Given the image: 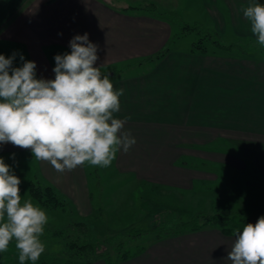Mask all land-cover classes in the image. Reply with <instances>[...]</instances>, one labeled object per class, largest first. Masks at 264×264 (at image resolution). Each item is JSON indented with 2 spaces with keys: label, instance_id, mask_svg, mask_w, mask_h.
<instances>
[{
  "label": "crops",
  "instance_id": "crops-1",
  "mask_svg": "<svg viewBox=\"0 0 264 264\" xmlns=\"http://www.w3.org/2000/svg\"><path fill=\"white\" fill-rule=\"evenodd\" d=\"M251 2L225 0L226 36L231 33L237 40L235 35L247 33L256 40L242 11ZM146 5H154V13L141 10ZM198 5L210 16H223L207 0H144L119 8L109 0H0V54H15L14 67L22 66V55L36 63L37 78L54 79L53 58L70 53L73 37L87 33L98 45L96 66L115 89L124 90L114 115L126 121L124 131L136 139L103 172L133 190H145L138 205L148 210L140 219L150 209L172 208L182 222L203 208L257 221L264 216V56L246 58L236 52L224 57L209 49L202 54L192 52L195 43L190 50L173 49L183 36L175 40L169 19ZM167 46L169 52L155 59ZM4 156L31 160L34 175L70 203L78 220L85 222L104 207L106 195H96L98 166L86 163L58 173L30 150L10 143L0 145ZM216 156L225 164H217ZM209 186L218 194L204 190ZM234 240V234L206 228L153 240L142 254L119 264H231L227 256Z\"/></svg>",
  "mask_w": 264,
  "mask_h": 264
},
{
  "label": "clouds",
  "instance_id": "clouds-1",
  "mask_svg": "<svg viewBox=\"0 0 264 264\" xmlns=\"http://www.w3.org/2000/svg\"><path fill=\"white\" fill-rule=\"evenodd\" d=\"M256 43L264 47V5L258 0L242 9ZM71 51L56 55L54 79L37 78V65L0 54V145L30 150L33 158L64 173L79 166L110 167L119 151L136 144L126 121L116 118L123 89L96 66L98 45L88 34L69 42ZM14 155V154H13ZM20 178L0 157V253L15 240L19 264H35L45 251L41 237L46 211L29 199L22 203ZM231 264H264V216L234 232Z\"/></svg>",
  "mask_w": 264,
  "mask_h": 264
},
{
  "label": "trees",
  "instance_id": "trees-1",
  "mask_svg": "<svg viewBox=\"0 0 264 264\" xmlns=\"http://www.w3.org/2000/svg\"><path fill=\"white\" fill-rule=\"evenodd\" d=\"M141 10L151 14L154 13L155 7L154 5H146ZM177 17H179L177 14L172 15L171 19L175 18L177 22ZM190 33L199 35V41L195 43L192 52L206 54L208 47L205 43H210L214 47L227 49L229 52L240 50L247 53L259 49L264 56V47L259 46L256 40L249 39L245 43L244 39L241 38L236 44L225 45L222 43V36L218 31L210 30L198 23L181 25L180 31L175 35L180 37ZM169 49L167 46L156 55L155 59L165 56ZM28 195L33 202L46 210L62 209L65 211L66 208H70V203L54 187L44 184L39 179L31 180L28 183ZM252 222L256 223V221H251L237 214L198 213L190 219L178 223L175 221L174 215L171 216L166 213L163 219L158 222L157 227L154 228V232L158 234L157 239L196 232L206 228H216L223 234L233 235L237 229L242 231L245 224ZM145 234L146 232L143 230L130 229L122 234L94 239L91 237L90 225L81 220H73L60 229L52 228L46 224L44 234L41 237L45 244V251L35 264H92L97 260H104L106 264H119L142 254L146 250L147 247L142 246L134 249L129 245L131 240L142 238L141 236H145ZM15 243L13 240L10 242L7 251L0 253V264H19V251L15 247ZM26 264H32V262L27 261Z\"/></svg>",
  "mask_w": 264,
  "mask_h": 264
},
{
  "label": "rangeland",
  "instance_id": "rangeland-1",
  "mask_svg": "<svg viewBox=\"0 0 264 264\" xmlns=\"http://www.w3.org/2000/svg\"><path fill=\"white\" fill-rule=\"evenodd\" d=\"M144 0H109L110 3L114 4L115 7H122L124 5H133L136 6L138 4H142ZM157 0H154L156 2ZM187 1V0H185ZM209 2V8H212V11L215 10L217 11L215 7L219 8V10H223V16L220 15V13H216L215 16H210L208 10V14H206L205 8H203L201 5L198 7H192L190 13H185V11H181V13L177 12L172 15L178 14L179 17L176 18L177 22L174 19H169L172 24H173V30L174 33L177 34L180 31L181 25L189 24V25H194V24H202L203 27L208 28L210 30H215V28L212 27L213 25H217L221 30H220V35L222 36V43H225V45L228 44H236L239 42V39H241V35H235L238 36L239 39L233 40L231 33H229L228 36L225 35V0H218L217 4H212V0H207ZM144 4V3H143ZM217 5V6H216ZM161 11L158 12H164L165 9H160ZM211 11V13H212ZM131 12V11H130ZM180 14V15H179ZM174 22V23H173ZM181 23V24H179ZM224 30V31H223ZM223 31V32H222ZM252 35V34H250ZM249 35V38L247 37V33H245L242 38L244 39V42L246 43L251 36ZM178 37H175V40ZM254 40V39H253ZM199 41V35L196 33H190L182 38L177 39L173 45L172 48L177 50H190L192 47H194V43H197ZM207 45L209 51H214L218 56H224L225 55H237L243 54V51L236 50L232 51L233 53L229 54L230 52L227 49L223 48H218L214 47L213 44L210 43H205ZM238 52V53H236ZM228 53V54H226ZM246 58H251V57H263L262 52L258 50H253L249 51L246 53ZM60 55V54H59ZM53 62L55 64V59L53 58ZM221 146V145H220ZM20 155V154H19ZM22 155V154H21ZM20 155V156H21ZM218 159H216L217 164H225L222 163L223 160L220 158V156H216ZM5 161L6 164L10 165L11 168L13 169L15 175H17L20 180V195L22 197V203L25 200H29V195H28V182L29 180H42L43 178L41 176L36 177L34 175L35 172V167L31 164V160H27L25 158H19L18 156H4L2 157ZM224 159V158H223ZM214 161V162H215ZM225 161V160H224ZM98 169L100 172L99 176H96L95 178H100L101 184L99 182L98 190H96V195H101L105 196L104 199V207L101 209H96L95 210V217L85 220V222H89L92 225L91 227V237L94 238H107L110 236L118 235L125 233L126 231L130 229H140L146 232L145 236H141L142 238H137L135 240H131L129 243L131 248H136V247H147L149 242H152L153 240H158V234L154 232V228L157 227V224L160 220L163 219L164 214H168L171 216H176V213L168 208L167 210L165 209L162 212H158V209H150L152 212L149 214L146 213L147 215L144 217V219H140V217H143L141 214H145V210H148V208L141 207V205H138L141 203L140 200L144 199L146 196H144V191L143 188L138 189V190H133L131 185H128V183H120V180H112L111 177L105 176L104 175V167H99ZM44 183V180H42ZM97 184V183H96ZM114 185V186H113ZM97 189V188H96ZM205 191L209 192L210 194H218L216 191V187L214 186H209L208 189H204ZM172 199H176L173 197ZM178 199V198H177ZM177 199L175 201H177ZM136 205L133 207V205ZM215 207H219L218 205H214ZM43 210L46 211V214L48 216V226H51L52 228H63L69 223H71L73 220H77L79 218V215L77 214L75 209L66 208L65 211L62 209H57L54 211L46 210L42 208ZM198 210H202L198 213L202 214H212V213H207L205 209L199 208ZM102 212L103 218L100 219V216H97L100 214L99 212ZM157 211V212H155ZM205 211V212H203ZM195 213L194 215L198 214ZM153 214V215H152ZM193 214L190 216H194ZM186 216H189L186 214ZM149 217V218H148ZM151 217V219H150ZM190 218V217H189ZM188 218V219H189ZM150 219V221H149ZM187 218L185 220H188ZM166 220V219H165ZM176 222H181L178 221V219H175ZM165 222V221H164ZM130 228V229H129Z\"/></svg>",
  "mask_w": 264,
  "mask_h": 264
}]
</instances>
